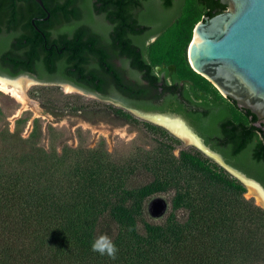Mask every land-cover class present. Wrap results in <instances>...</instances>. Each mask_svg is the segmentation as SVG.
Returning a JSON list of instances; mask_svg holds the SVG:
<instances>
[{
    "label": "trees",
    "instance_id": "obj_1",
    "mask_svg": "<svg viewBox=\"0 0 264 264\" xmlns=\"http://www.w3.org/2000/svg\"><path fill=\"white\" fill-rule=\"evenodd\" d=\"M1 2L8 3L4 12L13 18L17 0ZM32 4L36 14L45 15ZM198 20L188 13L183 22ZM47 28L39 27L49 38ZM9 29L0 30L1 74L93 87V77L82 82L87 74L80 33L68 41L67 53L65 42L45 44L39 34L28 38ZM74 31L62 27L59 33ZM188 40L175 46L180 55ZM22 122L16 121L15 132L0 131V264H264V209L196 148L201 157L192 150L180 157L168 154L166 149L181 141L167 130L146 122L163 136L158 145L166 154L138 150L123 158L103 143L46 150L39 119L27 138L19 129ZM228 157L229 164L264 183V164L248 156ZM158 196L166 198L168 208L156 220L148 206ZM100 235L115 244V259L91 250Z\"/></svg>",
    "mask_w": 264,
    "mask_h": 264
},
{
    "label": "flooded vegetation",
    "instance_id": "obj_2",
    "mask_svg": "<svg viewBox=\"0 0 264 264\" xmlns=\"http://www.w3.org/2000/svg\"><path fill=\"white\" fill-rule=\"evenodd\" d=\"M188 1L47 0L53 14L45 0V9L35 0H17L12 18L4 12L8 3L0 0L4 5L0 8V30L4 33L13 27L15 33L28 38L39 34L45 44L65 42L67 53L69 42L80 33L87 74L82 82L93 77L94 84L92 88L78 87L145 112L180 117L225 159L248 156L264 164V124L251 110L225 97L189 61L197 24L229 7L221 0H215L214 5L208 0H190L194 9L188 8ZM31 2L45 15L36 14L28 6ZM188 13L200 19L194 24L183 22ZM39 27H48L49 38ZM62 27H75V31L61 34ZM187 39L186 50L180 55L175 46ZM259 177L253 178L264 184Z\"/></svg>",
    "mask_w": 264,
    "mask_h": 264
},
{
    "label": "water",
    "instance_id": "obj_3",
    "mask_svg": "<svg viewBox=\"0 0 264 264\" xmlns=\"http://www.w3.org/2000/svg\"><path fill=\"white\" fill-rule=\"evenodd\" d=\"M35 1L45 9L43 0ZM221 2L228 5L227 11L197 24L194 39L189 47L190 64L194 70L212 82L225 97L236 101L240 108L251 110L264 124V0H221ZM0 78L8 81L27 78L32 84L59 85L122 106L137 118L162 127L186 145L196 148L213 160L248 190L258 195L262 205L257 204L264 209V185L229 164L221 153L211 148L180 117L145 112L60 80L45 81L29 74L17 77L0 74ZM176 124L181 128L179 133L172 129V125ZM156 205H160L158 213ZM166 208L168 204L158 200L154 202L152 211L159 215Z\"/></svg>",
    "mask_w": 264,
    "mask_h": 264
},
{
    "label": "rangeland",
    "instance_id": "obj_4",
    "mask_svg": "<svg viewBox=\"0 0 264 264\" xmlns=\"http://www.w3.org/2000/svg\"><path fill=\"white\" fill-rule=\"evenodd\" d=\"M187 6L195 9L193 1L189 0ZM26 94L32 104L24 107L10 92L0 88V131L8 128L15 132L16 121L22 118L19 129L22 137L27 138L33 130L34 119L38 118L42 128L40 144L46 150L55 149L60 153L64 146L88 149L103 143L106 150L116 157H131L138 150L166 154L158 145L163 141V136L153 130L149 122L118 105L59 85L31 84ZM180 141L181 144L175 147L173 144L170 149H166L168 154L172 151L176 157H180L181 152L192 150L201 157L194 147ZM248 193L247 189L245 196L249 199L251 196ZM158 200L167 205L163 196L151 201L148 211L156 220L161 219L167 211L166 208L162 214L153 213L152 206ZM159 209L160 205H156L157 213Z\"/></svg>",
    "mask_w": 264,
    "mask_h": 264
},
{
    "label": "bare ground",
    "instance_id": "obj_5",
    "mask_svg": "<svg viewBox=\"0 0 264 264\" xmlns=\"http://www.w3.org/2000/svg\"><path fill=\"white\" fill-rule=\"evenodd\" d=\"M32 84V82L30 80H28L27 78H20L14 81H8L6 79L0 78V88L8 91L12 94V96L21 104L24 105V107H26L27 105H29L31 103L30 99L27 97L26 94V90L27 88ZM11 87V88H10ZM32 104V103H31ZM172 129L175 132H181L180 131V126L176 125H172ZM249 196L251 197H255L256 202L259 205H262V200L261 198L256 195L253 191L249 190L248 193Z\"/></svg>",
    "mask_w": 264,
    "mask_h": 264
},
{
    "label": "clouds",
    "instance_id": "obj_6",
    "mask_svg": "<svg viewBox=\"0 0 264 264\" xmlns=\"http://www.w3.org/2000/svg\"><path fill=\"white\" fill-rule=\"evenodd\" d=\"M91 250L93 252L99 253L100 255L108 256L110 259L116 258V253L118 249L115 244L107 235L98 236L91 245Z\"/></svg>",
    "mask_w": 264,
    "mask_h": 264
}]
</instances>
